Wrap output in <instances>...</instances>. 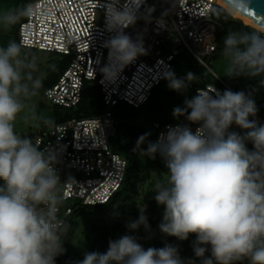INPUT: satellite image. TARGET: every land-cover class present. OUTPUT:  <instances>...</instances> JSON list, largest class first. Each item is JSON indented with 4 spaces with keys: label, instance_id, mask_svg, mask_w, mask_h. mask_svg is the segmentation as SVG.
Masks as SVG:
<instances>
[{
    "label": "clouds",
    "instance_id": "obj_1",
    "mask_svg": "<svg viewBox=\"0 0 264 264\" xmlns=\"http://www.w3.org/2000/svg\"><path fill=\"white\" fill-rule=\"evenodd\" d=\"M141 3L125 0L120 10V0H105L107 29L116 32L105 43L108 63L100 68L105 81L114 82L126 65L146 54L142 42L133 41L124 32L136 23ZM245 13L254 14L249 0H227L225 7L212 9L214 17L225 20ZM35 15L33 3L0 11V31L8 32ZM220 56L228 77L264 76V27L229 31ZM38 59L36 53L25 50L23 41L13 39L0 46V264H55V258L65 251L64 238L70 227L59 214L64 187L71 181L62 184L54 167L59 151L50 147L40 150V141L34 143L16 130L22 113L24 122L38 129L55 132L60 127L54 118L38 115L36 105L30 103L44 86L45 73ZM164 78L172 90L186 87L185 80L177 79L174 72H166ZM186 79L197 77L190 72ZM260 83L264 85V80ZM185 105L174 109L173 115H184L190 109L187 120L199 125L195 132L187 125L170 126L166 135L161 134L146 149L140 145L148 134L141 136L134 148L151 159L159 153L168 169L167 179L153 184L155 201L165 206L160 231L181 241L195 234L193 251L201 264L245 260L264 264V125L249 119L258 111L255 101L243 91L221 93L209 85ZM233 124L248 131L244 136L229 132ZM245 141L253 143V151L246 148ZM141 226L150 228L144 209L137 220L126 225L129 231ZM77 264L185 261L174 245L144 249L137 237L124 235L110 240L106 253L86 252Z\"/></svg>",
    "mask_w": 264,
    "mask_h": 264
},
{
    "label": "built area",
    "instance_id": "obj_2",
    "mask_svg": "<svg viewBox=\"0 0 264 264\" xmlns=\"http://www.w3.org/2000/svg\"><path fill=\"white\" fill-rule=\"evenodd\" d=\"M31 3L36 7V15L19 24L18 43L23 41L25 48L57 54L68 60L66 69L44 90L43 96L54 108L73 109L82 99L85 84L94 83L102 101L98 115L56 123L60 127L55 132L42 128L30 138L34 143L41 142L40 150L50 147L60 153L54 167L62 184L71 179L64 187L63 213L67 216L77 205L103 204L120 189L127 162L114 153L109 144L114 131L112 109L120 103L135 109L143 106L182 51L206 68L204 59L213 56L216 48L213 38L221 27L212 14V9L218 5L215 0H142L136 23L124 32L133 41H141L146 54L138 55L114 82H108L100 68L108 63L109 49L105 43L116 32L107 29L105 0H35ZM124 4L125 0H120V10ZM208 87L197 89L196 95L198 90ZM210 94L215 96L214 92ZM249 119L255 120L258 126L264 125V119L257 113ZM177 125H187L193 132L199 127L191 122H155L153 143L161 134L166 135L170 126ZM238 129L239 134L248 131ZM158 156L166 167L159 153Z\"/></svg>",
    "mask_w": 264,
    "mask_h": 264
},
{
    "label": "trees",
    "instance_id": "obj_3",
    "mask_svg": "<svg viewBox=\"0 0 264 264\" xmlns=\"http://www.w3.org/2000/svg\"><path fill=\"white\" fill-rule=\"evenodd\" d=\"M26 3V2H25ZM215 8H222L216 6ZM231 18V17H229ZM228 18V19H229ZM220 28L216 32L213 41L216 44L215 52L212 57H215L220 53L223 47V41L225 36L229 31H239L241 26L237 23L230 22L223 18L217 19ZM18 27L16 33L12 40L18 42ZM252 27H247L245 31H251ZM244 31V32H245ZM9 39V38H7ZM6 41L3 42L6 43ZM28 51H34V49L25 48ZM37 51V50H35ZM211 57V58H212ZM210 59V58H209ZM51 63L52 60H49ZM197 63V62H196ZM193 59L187 55L185 51H182L179 56L173 62V66L170 71L176 66H181L184 71L177 77V79L185 80L186 87L181 91H175L168 87V80L165 78L158 84L152 91L149 100L140 108L146 107L149 110H159V107H154L152 103L158 97L157 89L163 86L161 93L164 94L168 99V107L172 109L185 108V101L191 100L196 96V90L209 85L202 79L205 76L196 75L192 72L194 67L202 69L200 64H196ZM68 64L67 59H60L57 64H51L46 71L44 78V86L40 90L43 94L44 90L51 86L57 79V77L66 69ZM174 64H176L174 66ZM193 73L197 79L192 81H187L186 77L188 73ZM126 107L133 108L124 103L117 104L112 109V117L114 121V131L109 138V144L112 151L119 156L123 157L127 162L126 175L122 186L117 190L104 204L99 205H77L72 209V213L64 216L63 210L66 206H62L60 209V216L67 221L70 225L67 236L64 238L63 247L65 249L64 253L55 258V264H76L73 257L68 254V246L75 234L76 228L78 226L77 217H97L94 222L89 225V232L91 233L93 245H98L100 247L108 248L110 240H116L124 235H133L138 237L142 230H145L143 226L137 231H129L126 225L138 219L141 210L144 209V215L147 216L148 224L150 225V230H152V239L157 241L158 248L164 247L166 244H171L179 249L180 258L185 261V264L189 260H194L195 264H201V258H197L193 251V242L196 240L195 234H190L187 240L181 241L176 237L168 236L160 231L159 225L163 220V214L165 211V206L158 205L154 199L155 193L153 190V184L157 180H166L168 169L164 166L160 160L158 153L155 159H151L147 156H143L142 162L139 164L137 162V157L139 150L134 151L136 148L137 141L140 136L136 135L133 131V127L130 126L125 121L119 119V115ZM140 108H137L140 109ZM52 109H55L52 107ZM61 109V108H60ZM102 109V101L100 94L98 92V87L94 83H87L84 86L82 99L80 103L73 109H62L64 114L59 113L54 115L56 123H61L74 118H85L93 117L100 113ZM190 109L185 112L184 115H180L177 121H157L160 124L165 123H178V124H188L190 121L187 120V115L190 113ZM259 115V113L257 112ZM260 116V115H259ZM261 117V116H260ZM262 118V117H261ZM264 119V118H262ZM44 128V127H42ZM40 128V129H42ZM246 132L240 133L244 136ZM29 138L32 136L27 135ZM155 136V135H154ZM154 139L149 143H153ZM147 145H140L142 149L143 146L146 149ZM245 146L249 151L254 150L253 143L251 141H245ZM3 181H0V185ZM76 205V204H75ZM211 255L210 248L209 251L205 253V256L209 257ZM234 264H248V262H234Z\"/></svg>",
    "mask_w": 264,
    "mask_h": 264
},
{
    "label": "rangeland",
    "instance_id": "obj_4",
    "mask_svg": "<svg viewBox=\"0 0 264 264\" xmlns=\"http://www.w3.org/2000/svg\"><path fill=\"white\" fill-rule=\"evenodd\" d=\"M35 0H0V11H3L10 7L19 6L21 4L31 3ZM26 2V3H25ZM219 6V5H218ZM17 25L13 27L8 32L0 31V46H5L9 40H12L14 33H16ZM9 38V39H7ZM6 43L3 44L4 41ZM36 53L39 57L38 64L41 72L45 73L50 67L51 64H57L60 59H63L57 54L47 53L42 51H32ZM189 55V54H187ZM190 56V55H189ZM49 60H52L50 63ZM196 63V61L193 59ZM206 68L201 66L202 69L194 67L192 72H195L196 75L205 76L202 80L208 83L210 86L216 88L221 93L225 90H231L232 92L243 91L246 95H250L251 98L255 101L257 112L259 115L264 118V85H261L260 81L264 80V76L258 77H228L225 75L226 62L220 56V53L212 58L204 59ZM198 64V63H196ZM176 64H174L175 66ZM184 69L179 65L172 69L171 72L175 73L176 78L183 73ZM207 74V75H206ZM218 76V77H217ZM217 77V78H216ZM163 86L158 88L156 100H153L152 103L154 107H159V110H149L146 107L135 109L126 107L123 112L120 113L119 119L125 121L130 126L133 127V131L138 136H144L148 134L143 145H147L148 142L154 139L155 129L153 123L157 121H177L178 116L173 115L174 109L168 107V99L161 93ZM36 105V112L38 115H43L44 117H54L59 113L64 114L62 109L56 107L52 109L50 102L43 96L42 93L39 96L33 98L30 102ZM24 113L18 117L16 130L21 135H30L33 136L39 129L26 124L23 119ZM42 128V127H41ZM243 135V134H242ZM240 135V136H242ZM143 146L142 149H145ZM143 160V155L139 152L137 157V162L140 164ZM97 217H77L78 226L76 228L75 234L68 246V254L70 257H73L76 264L77 262L83 260L84 254L86 252H99L106 253L108 248L100 247L98 245H93V240L91 233L89 232V225L96 220ZM137 242L142 245L144 249L153 247L158 248L157 241L152 239V230H142L139 236L137 237ZM210 257V256H209Z\"/></svg>",
    "mask_w": 264,
    "mask_h": 264
},
{
    "label": "water",
    "instance_id": "obj_5",
    "mask_svg": "<svg viewBox=\"0 0 264 264\" xmlns=\"http://www.w3.org/2000/svg\"><path fill=\"white\" fill-rule=\"evenodd\" d=\"M225 4H227V0H222ZM250 8L253 10L254 14H241L242 16L246 17L247 19L251 20L252 22L256 23L257 25L264 27V0H251ZM230 22L237 23L241 26L238 32H244L247 29V25H244L239 19L236 18H229L227 19ZM229 132H235L239 134V129L237 125H233Z\"/></svg>",
    "mask_w": 264,
    "mask_h": 264
},
{
    "label": "bare ground",
    "instance_id": "obj_6",
    "mask_svg": "<svg viewBox=\"0 0 264 264\" xmlns=\"http://www.w3.org/2000/svg\"><path fill=\"white\" fill-rule=\"evenodd\" d=\"M216 4L220 7H225L227 4H225L222 0H215ZM233 18L239 19L244 25H247L249 27L255 28V27H261L257 25L256 23L252 22L251 20L247 19L246 17L242 15H236L233 16Z\"/></svg>",
    "mask_w": 264,
    "mask_h": 264
},
{
    "label": "snow or ice",
    "instance_id": "obj_7",
    "mask_svg": "<svg viewBox=\"0 0 264 264\" xmlns=\"http://www.w3.org/2000/svg\"><path fill=\"white\" fill-rule=\"evenodd\" d=\"M251 0H249V6H250Z\"/></svg>",
    "mask_w": 264,
    "mask_h": 264
}]
</instances>
